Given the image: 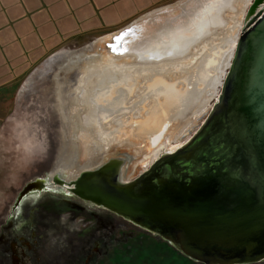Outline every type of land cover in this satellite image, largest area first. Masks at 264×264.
<instances>
[{
  "label": "water",
  "instance_id": "1",
  "mask_svg": "<svg viewBox=\"0 0 264 264\" xmlns=\"http://www.w3.org/2000/svg\"><path fill=\"white\" fill-rule=\"evenodd\" d=\"M212 5V0H178L135 18L97 41L101 49H108L110 60L99 61L101 54H96L73 64L76 70L82 66L83 72L73 83L91 81L99 65L113 63L114 58L143 69L198 55L202 40L230 29L218 18L216 24L205 20L202 34L190 35L200 15H207ZM245 6L235 44L232 48L233 35L227 44L232 53L224 74L219 75L220 89L186 141L159 153L128 180L123 173L132 156L107 157L108 153L91 166L63 169L55 165L47 185L57 176L58 185L160 235L192 259L207 264L264 260V0H251ZM222 41L213 45L218 47ZM210 52L199 54L195 66L205 67ZM57 88L56 103L66 95L68 103L83 105L73 97L77 92ZM65 106H60L63 111ZM82 108H75L78 114ZM71 118H65L63 128L74 125ZM41 183L28 182L19 197L46 189Z\"/></svg>",
  "mask_w": 264,
  "mask_h": 264
},
{
  "label": "rangeland",
  "instance_id": "2",
  "mask_svg": "<svg viewBox=\"0 0 264 264\" xmlns=\"http://www.w3.org/2000/svg\"><path fill=\"white\" fill-rule=\"evenodd\" d=\"M40 1L41 0H38V2ZM46 1L47 0H44V2ZM72 1L74 0H67V2ZM176 1L178 0H162L160 4L155 6L153 9L172 4ZM28 2H35V0H25V2H22L21 5H24L25 10H31L33 7V4ZM53 2L63 1L56 0ZM244 11L245 8L241 9L239 7L237 8L236 13H244ZM21 19L22 18H20V20ZM62 22L69 23L67 18L62 20ZM51 24L54 28V25H57L52 21L51 23L48 22L46 26ZM126 24L128 23L122 22L114 26H112L113 24L104 26L102 25L99 29L78 33L75 35L71 34L70 36H65L63 39H57L55 44L52 45L49 44V41L48 44L42 43L40 44L39 49L37 48V50H39V55L36 54L31 56L32 62H30V67L26 68V70H24V72L20 75L7 80L5 84H3L2 81L0 82V217L3 215V213L10 209L17 197L18 192L29 180L44 173L48 175L53 173V170H50L49 167L55 164L54 159L60 142L62 141L64 127L63 124L66 119H69L75 114H77L75 115L77 117H84L86 115L81 113L78 114V110H75L74 112L71 111L70 107L74 106L67 102V99H65L66 95L61 97V104L60 101L56 103L55 94H57L59 91L57 87H61L66 92L73 91L72 89L78 84L73 82L80 79L83 75L81 70L82 66H80L79 70L77 69L78 71L73 68L75 63L84 57L86 58L92 55L95 56L96 54H103L102 56H104V54H110L108 49H101L102 43L99 44L97 41L119 30ZM229 30L231 31L232 29L230 28ZM22 31L24 37H17L19 40V49L21 51V60L26 57L25 48L28 45H31V43L34 44L31 41V38H26V36L34 38L40 36L39 38H41V36L44 34L42 28L39 30V33L37 30L33 31V28ZM18 40H8V45L14 44L18 46V44H16ZM217 42L219 41L217 40ZM97 44H99V47H96ZM210 47L212 46L205 48L204 53L208 52ZM83 49L85 51L79 54V52H81ZM4 56L9 57L6 55ZM200 56L197 55L196 60L193 63L191 61L187 65H177L176 62L170 65H163L161 67H147L144 68V70L140 73L139 70L141 68L137 66L134 67L132 65L131 67L133 69L127 68L129 66L126 65V62L122 61V58H114L112 64L117 66V68H120L117 69L118 74H131V76H136L138 81L140 79L142 80V78L148 80L152 79L153 77H155V80L149 84L150 87H146L147 90L144 89L145 86L142 87L144 83H139V90H144L141 92V94H143H140L138 97H136L137 99L133 98L130 102H126L125 104L120 100L121 93H119V96L117 97V92L114 91L116 96L114 97L111 94V90L105 91V97L98 99L95 105L97 108L95 111L101 116L102 121L107 124L110 118L118 112H131L133 107L135 109L138 107L137 109L141 110L142 112L134 116L135 119H139V122L135 123V131L138 130L143 134L150 133L149 135L151 136L159 134L161 131H163V129L168 125L169 120L175 117V119L171 120V125L164 133L170 134L173 131L172 128H178L184 123H190L189 126L185 127L181 134H179L182 136H178L181 143L186 141L198 127V125H200V123L204 120L205 113L213 104L217 92L220 89L218 83L216 84L214 90L209 88L211 91L209 92V97L206 100L204 98L203 102L201 103L203 106L199 103V105L194 107L196 104L195 101H197L196 98L198 99L200 95V90H198L200 85H196L198 81H195V76H189V78L178 88L172 85V81H175V84H178V81L182 80L186 75H189L187 72L190 71L192 67H194V65L199 61ZM102 58L103 57H101V61L103 60ZM16 63L20 64V62ZM23 65L24 64L21 63L20 67L23 68ZM8 70L9 72L11 70L8 63L1 65L0 62L1 78V74ZM129 70L131 71L129 72ZM76 71L78 75L75 77L74 74ZM220 74H217L218 78H220ZM162 75H165L167 80L163 78L161 79ZM87 82L88 87L85 88L83 94L84 105L88 104L86 100H89L93 96L94 91L99 87L98 83H93L90 85V81ZM126 93L129 94V92ZM73 97L76 99L78 95ZM167 98L170 99L168 100ZM135 99L136 102L134 101ZM190 99H193L194 101ZM78 100H80V98H78ZM133 101L136 105L133 104ZM186 102L187 104H185ZM64 105H66L64 108L65 111L62 110ZM60 106H62V108ZM78 107L81 106L78 105ZM142 113L144 116H142ZM181 113H184L185 115L182 118H176L178 114ZM160 114H162V116L164 115L165 118L163 116L162 119ZM128 119L129 118H120L116 120L120 130V133L117 135L120 136L118 139L115 140L113 137L110 143H106L107 141L104 140L103 142L98 141V143L105 142L106 145H104L107 146V148L114 147L111 149V154L107 155V157L121 156L124 154H129L132 156V159L126 164V167L124 168L123 174L125 180L131 179L133 176H135V172L142 170L139 164H141L142 158H144L145 155H148V158H150L152 155L147 150V148L144 147H147V140L143 136H133V130L129 124L128 127L124 126L123 122L126 121L125 123H127ZM158 122H160V124H158ZM79 126L81 128V125ZM158 126L160 128H158ZM84 127L87 128L86 126ZM115 129H117V127H115ZM147 130L149 132H147ZM92 141L93 140L91 139V142ZM130 141L133 142L134 145H130ZM88 142L90 143V140L87 141V144ZM174 143L175 142H173V144ZM100 146L102 147V145ZM139 146H143V149L140 148V151L138 152ZM158 147H160V145ZM161 150H164V148ZM78 157V155L73 154L71 159L77 160ZM84 159L85 158H83L81 161H84Z\"/></svg>",
  "mask_w": 264,
  "mask_h": 264
},
{
  "label": "flooded vegetation",
  "instance_id": "3",
  "mask_svg": "<svg viewBox=\"0 0 264 264\" xmlns=\"http://www.w3.org/2000/svg\"><path fill=\"white\" fill-rule=\"evenodd\" d=\"M87 84L82 80L73 88L83 105ZM73 106V112L82 108ZM75 115L70 117L74 125L63 128L50 170L55 165L69 168L73 154L80 159L87 155L89 130ZM48 178L44 173L29 180L41 181L46 189H33L21 197L19 191L0 217V264H207L185 256L160 235L118 212L73 194L57 184V176L47 185ZM243 264H264V260Z\"/></svg>",
  "mask_w": 264,
  "mask_h": 264
},
{
  "label": "bare ground",
  "instance_id": "4",
  "mask_svg": "<svg viewBox=\"0 0 264 264\" xmlns=\"http://www.w3.org/2000/svg\"><path fill=\"white\" fill-rule=\"evenodd\" d=\"M212 2H213V5L207 11V15H205V16L204 15L203 16L200 15L199 25L196 26L197 28H195V30L197 32H195V30H193L190 35L195 36L196 34H199V33L202 34L203 32L201 31V29L203 28V25H205V20L206 21L207 20H211L213 24H216V21L218 20V18L219 19L222 18L223 22L225 20V26H230V28L232 30L230 31L229 29L226 28L224 30L219 31V33L213 35L211 38L208 39V37H207L206 39L202 40L201 44L198 46L197 51H196V52H198L197 53L198 55L200 53H204V49L207 48L208 46H212L213 44H215V45L218 44L217 40H219V42H220L221 39L223 38V41L220 44L221 47L220 46L216 47L215 45L210 47V51L211 52H210L209 56L204 59L205 61H207V64L205 65V67H200V65H196V66L194 65V67H192V69H191L192 71L190 70V71L187 72L189 75H186L182 80L178 81L177 82L178 84H175V81H172V85L175 86L176 88H178L184 81H186L189 78V76H192V75L195 76V78H196L195 81L196 80L198 81L196 83V85H198V84L200 85L199 88H198V90H200V95H199L198 99L196 98L197 101H195L196 104L194 105V107L199 105V103L201 104L203 102L204 98L206 100L209 97V92L211 91V90H209V88H212V90H214V88H215V80H217L216 81L217 83H219L221 81L220 80L221 78H218L217 74L218 73L219 74L220 73L224 74L225 67L228 65L229 57L231 56V53H232V49L230 50V52H228V48H227L228 41H229L230 37H232V35H233V40H231V47L233 48V46L235 44V37H236V35H237L238 31H239L240 26H242L243 20H244L245 11H244V13L237 14L236 10L239 7L241 9L242 8L244 9L246 7L245 5L249 4L251 2V0H212ZM242 5H243V7H242ZM219 10H221L222 13H220ZM231 22H232V24H231ZM102 55L103 54H101L100 56L103 57L102 59L105 60V61H108L111 58L108 55H105V54H104V56H102ZM100 56H97V59L99 61H101V58H99ZM196 56H197L196 53L191 54V56H189V57H187V58H185L183 60L181 59L182 61H180V62L178 61L179 63L177 62V65H179V64L187 65L191 61L193 63L196 60ZM128 66L129 67H127V68H132L130 65H128ZM113 67L114 66H112V63H110V62L109 63H106V62L104 63V61H103V63H101V65H99V67L97 68L96 77L93 78L90 81V83H89L90 85H92L93 83H95V84L98 83L99 84V87L94 91L93 96L89 100H86V102L88 104L84 105L85 106L84 110H83L84 112H82V114H86V115L84 117H81L85 121L86 125H84V126H86L88 128V130H89V133H88L87 136H88V140H90V145L91 146L89 147V149L87 148V150H86L87 155H85L86 157H85L84 161H81L83 158L82 159L78 158L77 160L74 159V161L69 164V168H71V167L79 168V167H83V166H91L94 163H98L100 161V159L104 158L105 155L110 153L109 151L111 149H113L114 147L107 148V146H105L106 143H110L111 139L113 137L115 138V140L120 137V136H117L118 133H116V132L120 131L119 128H118V124L116 123V120H118L120 118H127V117L130 116L129 119L127 120L128 121L127 123H125L126 121L123 122L124 126L128 127V124H129V126L134 128V129H132L133 130V132H132L133 136L136 135L135 134L136 132H140L138 130L135 131V123L139 122V119H135L134 116L136 114H139V113L142 112L141 110L137 109L138 107L136 109L133 107L131 112H128V111H122V112L120 111V112H118L117 114H115L114 116H112L110 118V120L108 121L107 124H105L102 121L101 116L99 114H97V112L95 111V109H97L95 105H96V103H97L99 98L101 99V98L105 97L104 96L105 93H106L105 91H107V90H111V94L114 97H116V96L118 97L119 93H121L120 100L123 101L124 104L126 102H130L133 98L138 97L141 94V92L144 91V90H142V91L139 90V85H140L139 83H144L142 87L145 86L144 89H146L147 86L150 87L149 84L153 80H155V77H153L152 79H148V80H145V78H142L143 81L141 79L138 81L136 76H131V74H124V75L118 74L117 69H120V68H117V67L113 68ZM92 70H93V68H92ZM143 70H144V68L140 69L139 73L141 71H143ZM130 71L131 70H129V72ZM215 71H216V74H215ZM216 76H217V78H216ZM157 77H160V76H157ZM162 78L166 79L165 75L164 76L162 75L161 79ZM114 91L117 92L116 96H115ZM165 91H167V90H165ZM126 92H129V94L126 93ZM178 93H180V92H178ZM171 95H173V94H171ZM168 96H169V94H168ZM136 99L134 100L135 102H136ZM190 100H193V99H190ZM153 101H154V99H153ZM135 102L133 104H135ZM185 104H187V102ZM160 105H161V103H160ZM163 107L165 108L164 105H163ZM162 114H160V116H162ZM195 114H197V113H195ZM142 116H144V114ZM163 116L161 117L162 119H163ZM164 118H165V116H164ZM173 119H175V117L169 120L168 125L159 134H155V135L151 136V135H149L150 133L149 134L145 133L143 135V137L147 140V147L146 146H144V147L147 148V150L152 155H151L150 158H148V155H145L144 158H142L141 164H139L141 169H143L154 158H156L157 155L160 152L167 151L170 147L174 146V145H172L173 142L178 141V143H176L175 145H181L182 144L179 141L180 138H178V136L179 137L182 136V135L180 136L179 134H181L182 130L185 127L189 126L190 123H184L182 126L180 125L178 128L174 127V128H172V130H173L172 133L165 134L164 132L171 125V122H172L171 120H173ZM96 120H97L98 123H96ZM165 120H164V122H165ZM158 124H160V122H158ZM150 125H151V123H150ZM115 127H117V129H115ZM140 128H142V127H140ZM158 128H160V127L158 126ZM147 132H149V131L147 130ZM140 133H142V132H140ZM91 139L94 142L93 141L91 142ZM103 140L107 141V142L106 143L105 142L104 143H98V141L103 142ZM100 145H102V147ZM157 145L158 146L160 145V147H158ZM140 148L143 149V146H139L138 147V152L140 151L139 150ZM162 148H164V150H161ZM123 178H124V176H123Z\"/></svg>",
  "mask_w": 264,
  "mask_h": 264
},
{
  "label": "crops",
  "instance_id": "5",
  "mask_svg": "<svg viewBox=\"0 0 264 264\" xmlns=\"http://www.w3.org/2000/svg\"><path fill=\"white\" fill-rule=\"evenodd\" d=\"M56 0H35L32 9L25 10L21 3L25 0H0V62L7 64L11 68L3 72L0 82L3 84L7 80L20 75L30 67L32 55H39L40 44H55L57 39H63L71 34L84 33L101 28L103 25H118L122 22L129 23L138 16L153 9L162 0H74L67 2H53ZM147 2V3H144ZM155 2V3H153ZM154 4V5H153ZM44 5V6H43ZM23 10H22V9ZM20 18H22L20 20ZM69 23L62 22L65 20ZM53 25L46 24L52 22ZM33 28L39 33L42 28L43 36L30 37L31 45L25 48V56L20 59L19 40L17 37H24L22 30ZM16 39L17 45H8V40ZM38 39V40H37ZM49 47V46H47ZM9 56V57H5ZM28 58V59H27ZM23 63V68L20 64ZM26 63V64H25ZM9 74V76H8Z\"/></svg>",
  "mask_w": 264,
  "mask_h": 264
}]
</instances>
